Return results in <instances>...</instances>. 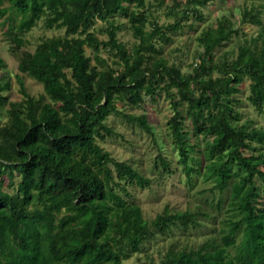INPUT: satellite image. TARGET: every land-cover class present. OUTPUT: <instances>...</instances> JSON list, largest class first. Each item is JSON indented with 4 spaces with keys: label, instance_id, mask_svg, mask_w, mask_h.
<instances>
[{
    "label": "trees",
    "instance_id": "16d2710c",
    "mask_svg": "<svg viewBox=\"0 0 264 264\" xmlns=\"http://www.w3.org/2000/svg\"><path fill=\"white\" fill-rule=\"evenodd\" d=\"M5 1L0 0V17L9 14L5 20L9 22L15 9L22 15L20 31H30L45 15L47 28H65V37L46 38L33 53L19 57L20 73L41 83L55 105L42 104L31 97L21 82L26 117L19 111L12 113V127L0 131L1 139L9 146L5 148L11 149V154H4L0 144V166H8L11 171L19 169L22 176L15 195L0 185V264H119L129 258L128 245L131 252L139 251L151 224L144 220L141 208L129 203L117 189L128 193V184L148 186L151 180L112 157L97 140L114 134L105 123L112 114L139 122L151 132L147 116L128 115L117 108L115 100L128 99L137 104L144 87L161 84L165 76L170 79L165 87L168 94L175 87L187 97V114L192 117L193 127H203L217 139L205 150L208 163L203 166L199 161L193 167L191 151L179 135V163L189 176L204 169L203 176L216 179L214 188L221 193L231 189L229 217L220 223V239L196 250L171 254L165 264H264V208L253 204L258 196L254 177L264 179V172L256 159L244 156L242 151L249 143L264 144V132L233 125L230 120L235 113L229 99L230 86L248 76L255 85L249 100L259 113H264V53L257 56L243 47L230 66L232 72L219 78H203L205 61L189 76L165 63L146 71V56L159 52L155 40L166 37L163 27L149 23L144 11L147 0H8L11 6L3 7ZM212 1L215 0L186 3L205 6ZM126 4L133 5L135 11L129 13ZM119 13L129 17L140 41L132 56L117 44V28L109 30L107 42L88 32L97 17L108 21ZM244 22L262 24L259 14L248 10L244 12ZM177 24L178 21L169 29L176 30ZM11 35V50L17 55L25 40ZM220 42L216 39L213 46ZM86 46L96 52L103 47L116 49L124 71H98L86 55ZM210 50L207 48L206 53ZM3 67L0 60V71ZM66 70H72L73 81ZM5 89L0 85V104L7 101L1 94ZM172 104L170 126L178 132L183 117L178 102L173 100ZM159 160L161 166L170 169L166 158L160 155ZM233 164L238 166V172H234ZM219 203L224 204V200ZM237 211L242 212V217L235 220ZM200 216V212L174 215L167 209L152 225L160 229L175 221L197 225ZM241 231L244 236L239 241Z\"/></svg>",
    "mask_w": 264,
    "mask_h": 264
},
{
    "label": "rangeland",
    "instance_id": "374dc122",
    "mask_svg": "<svg viewBox=\"0 0 264 264\" xmlns=\"http://www.w3.org/2000/svg\"><path fill=\"white\" fill-rule=\"evenodd\" d=\"M186 1L147 0L144 11L149 23L163 27L166 37L155 40L159 52L146 56L143 65L146 71L155 70L157 63H165L167 67L189 76L205 61L207 71L204 72L203 78H219L227 72H232L230 66L238 59L243 47H248L257 56L264 53V0H215L205 6L188 5ZM178 2L183 4L178 5ZM10 6L8 0L3 4V7ZM126 7L129 13L135 11L131 4H126ZM246 10L259 14L262 24L245 23ZM10 14L12 16L9 22L5 21L9 14L0 17V60L4 66L0 71V85L6 86L1 94L7 97V101L0 104V131L12 127V113L19 111L23 118L26 117V97L21 82L31 97L42 104L55 105L41 83L27 74L20 73L19 57L27 52L33 53L46 38L65 37V28H47L45 15L30 31H20L22 15L15 9ZM177 21V29L170 30L169 26ZM112 27L117 28V44L123 45L128 55H134L140 41L134 34L129 17L124 13H119L108 21L97 17L88 32L93 33L100 41L107 42ZM147 28H151L150 24ZM10 33L25 40L17 55L11 50L13 36ZM216 39H221V42L213 46ZM209 47L211 50L206 53ZM85 51L92 59V66L98 71H124L116 49L103 47L96 52L86 46ZM66 73L73 81L72 70H66ZM115 75L118 76L117 73ZM169 83V77L165 76L161 84H147L141 92L142 100L137 104L128 99L115 100L120 111L136 117L147 116L151 132L144 129L139 122L112 114L105 123L114 134L97 140L112 157L130 164L151 180L148 186L128 184V193L117 189L129 203L141 208L144 220L151 224L149 234L141 240L139 251L131 252L128 245L129 258L122 259L119 264H165L171 254L196 250L211 240H219L222 227L220 223L229 217L231 189L221 193L214 188L216 179L209 180L203 176L204 169L200 174L192 173L189 176L184 165L179 163V135L186 140L187 148L191 151L190 164L193 167H197L199 161L203 162V166L208 163L204 159L205 150L217 139L203 127H193L192 117L187 114V97L179 94L175 87H171L168 94L165 87ZM158 85L160 86L157 87ZM193 87L196 85L193 84ZM254 91V82L248 76H245L241 83L230 86V105L235 113L230 121L235 126L244 125L250 131L258 129L264 132V113H259L249 100ZM210 95L212 98L216 97L213 92ZM173 100L178 102L183 117V126L178 132L170 126L174 115ZM1 137L0 144L4 147V154H11V149ZM242 151L244 156L256 159L259 169L264 172V144L249 143ZM160 155L170 162L169 170L161 166ZM232 168L234 172L239 171L236 164H233ZM241 175H244V172H241ZM21 178L19 169L11 171L8 166H0V185L6 192L15 195ZM253 185L256 187L255 194L258 195L253 199V204L264 208V179L256 175ZM221 199L224 200L222 205L219 203ZM167 209L174 215L200 212L201 216L197 225L185 226L180 221H175L164 229L153 226L154 220ZM241 217V211L235 212V220ZM243 236L241 231L238 240L241 241Z\"/></svg>",
    "mask_w": 264,
    "mask_h": 264
}]
</instances>
